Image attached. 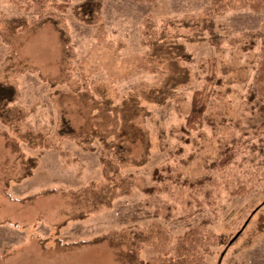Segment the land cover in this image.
<instances>
[{"label": "rangeland", "instance_id": "obj_1", "mask_svg": "<svg viewBox=\"0 0 264 264\" xmlns=\"http://www.w3.org/2000/svg\"><path fill=\"white\" fill-rule=\"evenodd\" d=\"M83 1L62 12L0 0V32L10 18L32 25L12 41L24 73L6 63L0 33V77L18 86L25 114L0 121V264H134L126 251L138 244L144 262L180 264L197 232L205 264H264V11L207 20L212 0H101L89 25ZM52 13L65 17L74 56L52 21L37 24ZM197 91L207 108L188 134ZM63 119L94 149L61 138ZM38 132L48 148L33 147ZM103 159L127 162L130 195ZM206 176L200 189L183 184Z\"/></svg>", "mask_w": 264, "mask_h": 264}, {"label": "trees", "instance_id": "obj_2", "mask_svg": "<svg viewBox=\"0 0 264 264\" xmlns=\"http://www.w3.org/2000/svg\"><path fill=\"white\" fill-rule=\"evenodd\" d=\"M12 4L17 6L20 9L25 10H31L35 9L37 11H42L49 3L54 4L53 0H9ZM139 2H154L156 0H134ZM56 8L60 11H65L68 6V0H65L64 2L60 4H54ZM244 7H249L257 11H264V0H212L211 6L205 10L203 13L204 19L212 20L216 15L223 14L227 12L228 10H234V9H240ZM78 12L77 15L79 18L84 21L85 23L89 25H96L99 23L101 19V13H102V1L101 0H85L80 5H78ZM194 19V18H192ZM47 20L52 21L55 27L59 29V31L63 35L64 43L67 47V51L71 56H74L73 48L70 47L71 40L66 28L65 24V17L62 14H49V15H43L40 17V19L37 21V24H41ZM32 28V25L29 24L25 18L17 17V18H10L5 21V28L0 32L1 37L3 39V42L9 47V54L6 59L7 64L16 65L19 67V73H24L27 71V68L17 63L16 55L13 51V36L18 33H22L24 31H27ZM187 57V56H185ZM188 58V57H187ZM17 67V68H18ZM44 81H48L52 85H56L57 81L49 78H43ZM205 91H197L194 94L193 97V104H192V110L189 115V118L187 119L185 127H183V131L185 133H190L191 129H194L196 127V124L198 122H201L204 117V112L207 108V102L208 99L205 98L203 95ZM20 91L18 86L9 81L4 80L0 77V121L7 125L11 126L18 121H20L22 118L25 117V114L18 110V107H16L15 103L19 99ZM15 111H18L19 113H15ZM63 125L61 127V130L59 131V136L63 139H71L77 141L80 145H83L85 149L93 150L94 147L92 145V139L93 136H90L88 134L86 137L83 136H77L75 134V130L69 125L68 121L63 119L62 120ZM35 135L39 136V141L37 142L35 146H46V148L49 147L48 142L44 139L42 134L40 132L35 133ZM45 143V144H44ZM18 151V149L15 147ZM231 157L225 156L222 158L219 162H214L213 166L215 167H227ZM104 164V173L107 175L108 171L113 170L114 171V178H118L121 184V188L125 189V192H121V195H130L131 193V186L133 183V180L131 177H122L119 173V166H126L128 165L127 162H117L116 160L112 159H103ZM33 167L36 165L35 162L32 160ZM31 174V172H29ZM154 177L158 180H163L164 177L160 170L156 169L154 172ZM212 180L210 176H206L202 179L191 181V180H185L183 184L188 185L192 188H202L206 186L207 181ZM154 189V188H153ZM146 191L151 192L153 191L151 188H145ZM155 190V189H154ZM96 190L92 187L85 188L81 191L74 192L75 195L80 194H87L95 192ZM47 192V193H51ZM242 192V191H241ZM120 195V194H118ZM117 195V196H118ZM112 203V200L103 202L102 204L109 207ZM192 233V232H191ZM188 233L185 237V239L190 238V234ZM105 237H109L108 235L99 238L97 241H101L104 239H107ZM192 240L190 239V246L188 248H184L182 251L179 247V257L181 258L180 264H205L203 260L201 259L198 247L200 245H203L202 238H199L198 232L192 233L191 235ZM144 241V240H142ZM193 241V242H192ZM95 242V240H94ZM184 242H181V245ZM116 246H121L120 244L116 243ZM131 247L127 248L126 255L129 256V259L134 264H155V260L152 262H144L139 258V250L141 248L140 244L136 246V248L132 251H130ZM125 256V255H124ZM164 258H161V260ZM161 260L158 262L161 263ZM167 262L169 264L168 258H165L162 260ZM173 264V263H170Z\"/></svg>", "mask_w": 264, "mask_h": 264}]
</instances>
